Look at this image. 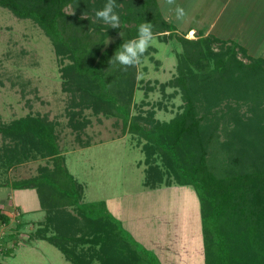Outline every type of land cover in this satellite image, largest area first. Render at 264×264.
<instances>
[{
	"label": "trees",
	"instance_id": "16d2710c",
	"mask_svg": "<svg viewBox=\"0 0 264 264\" xmlns=\"http://www.w3.org/2000/svg\"><path fill=\"white\" fill-rule=\"evenodd\" d=\"M106 2L0 0V7L32 19L51 39L63 64L64 88L72 93L70 127L81 132L91 123L83 117L86 109L116 116L127 132L144 141L147 187L180 184L196 189L205 264H264V56L248 55L241 45L212 35H172L183 48L174 84L185 107L170 121H159L154 109L144 111L134 101L136 67L125 71L109 61L137 36L140 24L151 23L153 33L174 27L162 17L157 0H116L121 27L113 29L95 15ZM109 35L117 37L108 44ZM241 52L249 61L241 59ZM225 100L249 103L262 113L261 124L256 119L260 125L249 126L241 119L228 140L221 141L216 130L222 118L210 114L222 111ZM57 125L41 114L0 122L7 165L36 156L52 161L37 174L11 183L17 189L33 188L39 196L44 226L33 236L57 246L72 264H160L155 253L124 232L105 200L85 201V185L69 170ZM249 130L252 135L241 133ZM76 138L81 145L91 142L82 135ZM1 221L9 222L10 215L0 211Z\"/></svg>",
	"mask_w": 264,
	"mask_h": 264
},
{
	"label": "rangeland",
	"instance_id": "374dc122",
	"mask_svg": "<svg viewBox=\"0 0 264 264\" xmlns=\"http://www.w3.org/2000/svg\"><path fill=\"white\" fill-rule=\"evenodd\" d=\"M71 9L67 10L71 12ZM172 35L154 33L152 46L136 66L134 101L144 111L154 109L155 118L162 122L170 121L185 107L183 93L174 84L179 75L178 52L183 48ZM187 36L185 33L184 37ZM116 37L109 35L108 44ZM249 52L251 56H264V52L253 47ZM239 56L249 61L242 52ZM62 66L51 39L38 24L0 7V122H10L27 114H41L57 121L59 144L69 170L86 185V202L105 200L107 211L118 220L124 232L158 255L160 264L173 262L166 261L165 251L152 244L154 237L160 235L163 240L166 234L167 240H171L172 259L205 264L202 215L196 189L180 184L163 189L146 187L144 141L139 142L135 134L127 132L116 116L96 115L86 109L82 116L90 118L91 123L81 132L70 127L68 110L72 93L64 88ZM221 110L210 114L222 118L216 130L221 141L228 140L227 135L241 119L254 126L261 124L258 116L263 117L249 103L225 100ZM250 131L241 133L252 135ZM76 135H82L84 140L90 138L91 146L82 147ZM5 142L0 133V183L11 184L31 177L39 172L40 166L52 164L49 158L36 156L9 166L3 159ZM9 190L24 214L14 207L10 210V221L0 222V264H72L58 247L33 236L44 226L40 223L45 217L36 190L0 187V196ZM140 235L147 236L149 242L140 239Z\"/></svg>",
	"mask_w": 264,
	"mask_h": 264
},
{
	"label": "crops",
	"instance_id": "0c3cea01",
	"mask_svg": "<svg viewBox=\"0 0 264 264\" xmlns=\"http://www.w3.org/2000/svg\"><path fill=\"white\" fill-rule=\"evenodd\" d=\"M157 2L164 20L174 27L173 31L167 30V34L185 36V33H187L189 39L212 35L229 43H237L247 49L248 53H250V47L264 52L262 47L264 45V0H176L177 5L187 8L190 13L187 22L183 24L176 21L174 12L167 11L162 0H157ZM86 146L90 147L91 142L82 145V147ZM62 153L65 154L64 151ZM0 187H12V184L0 183ZM160 187L163 189L167 186ZM11 197V190L6 192L5 196H0V211L11 215V211L15 207L18 212L21 211L24 214L21 206ZM38 201L40 205V200L38 199ZM40 210H42L41 205ZM43 214L44 211L42 210V216ZM139 238L144 242H149L146 241L147 236L145 235H140ZM153 241H155V244L151 243L155 247L165 251L166 261H173L169 264H187L180 262L178 258L172 259L170 257L172 253L171 240H167V234L165 239L161 240L160 235H157L153 238ZM177 256L179 257L178 253ZM157 257L160 259L158 255Z\"/></svg>",
	"mask_w": 264,
	"mask_h": 264
},
{
	"label": "clouds",
	"instance_id": "9594fccd",
	"mask_svg": "<svg viewBox=\"0 0 264 264\" xmlns=\"http://www.w3.org/2000/svg\"><path fill=\"white\" fill-rule=\"evenodd\" d=\"M162 3L168 12H174L178 23L187 22L190 15L187 8L177 5L176 0H162ZM118 6L116 0H107L104 7L96 11L95 15L98 20L110 25L111 28L118 29L121 27L120 16L115 11ZM120 35L122 36V32ZM153 42V25L149 22L142 23L138 26L137 36L124 42L109 63H118L125 71L128 68L136 67L140 64L142 57L147 53Z\"/></svg>",
	"mask_w": 264,
	"mask_h": 264
}]
</instances>
